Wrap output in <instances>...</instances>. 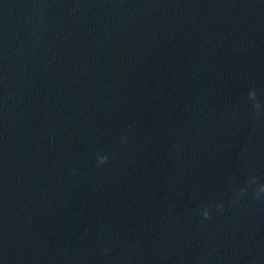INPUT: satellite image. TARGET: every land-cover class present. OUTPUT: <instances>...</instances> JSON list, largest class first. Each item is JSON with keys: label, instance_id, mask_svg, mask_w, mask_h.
<instances>
[{"label": "water", "instance_id": "1", "mask_svg": "<svg viewBox=\"0 0 264 264\" xmlns=\"http://www.w3.org/2000/svg\"><path fill=\"white\" fill-rule=\"evenodd\" d=\"M261 183L264 0H0V264H264Z\"/></svg>", "mask_w": 264, "mask_h": 264}, {"label": "clouds", "instance_id": "2", "mask_svg": "<svg viewBox=\"0 0 264 264\" xmlns=\"http://www.w3.org/2000/svg\"><path fill=\"white\" fill-rule=\"evenodd\" d=\"M256 96V92L255 90H250L248 92V98L251 100H254ZM253 108L256 110V115L259 116L260 112H261V105L259 103H255L253 104ZM107 160L106 156H98L97 157V163H104ZM246 183L248 185H253L256 183V177L252 176L250 177ZM247 191V189L245 187H240L237 191V195H243L245 192ZM261 194H264V183L259 184L257 187H255L253 189V196L255 199L260 200L262 198ZM211 207V205H208L207 207L203 208L202 210V216L204 219H211V214L209 212V208ZM216 208L218 210H222L223 209V205L222 204H217Z\"/></svg>", "mask_w": 264, "mask_h": 264}]
</instances>
